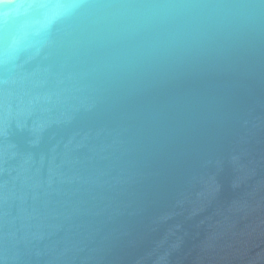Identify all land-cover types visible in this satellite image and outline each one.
I'll list each match as a JSON object with an SVG mask.
<instances>
[{
  "label": "water",
  "instance_id": "1",
  "mask_svg": "<svg viewBox=\"0 0 264 264\" xmlns=\"http://www.w3.org/2000/svg\"><path fill=\"white\" fill-rule=\"evenodd\" d=\"M0 264H264V0H0Z\"/></svg>",
  "mask_w": 264,
  "mask_h": 264
}]
</instances>
